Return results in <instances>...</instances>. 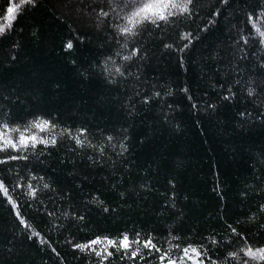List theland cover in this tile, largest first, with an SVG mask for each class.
I'll return each instance as SVG.
<instances>
[{
    "label": "trees",
    "instance_id": "obj_1",
    "mask_svg": "<svg viewBox=\"0 0 264 264\" xmlns=\"http://www.w3.org/2000/svg\"><path fill=\"white\" fill-rule=\"evenodd\" d=\"M132 2L0 0V131L39 117L56 139L0 152L27 157L0 163V264H179L189 245L264 264V0H192L122 34ZM122 233L140 243L75 247Z\"/></svg>",
    "mask_w": 264,
    "mask_h": 264
},
{
    "label": "snow or ice",
    "instance_id": "obj_2",
    "mask_svg": "<svg viewBox=\"0 0 264 264\" xmlns=\"http://www.w3.org/2000/svg\"><path fill=\"white\" fill-rule=\"evenodd\" d=\"M23 3H27L34 6L35 0H22ZM192 0H187L186 3H181L179 0H133L132 2V11L126 17L128 23L132 25V27H121L120 31L122 34H135L133 32V27L136 25H140L143 22L147 21L150 23H156L157 20H166L168 17L175 15L176 13L172 11H168V9H179L181 13L188 10V5L191 4ZM19 7V6H17ZM17 9L14 7H7V14L8 17L11 18L12 14ZM106 15V13H105ZM252 17H249L251 20ZM259 32V29H257ZM4 34V28L0 27V35ZM262 37H264V33H260ZM264 43V39L261 41ZM72 43L69 42L66 47L68 49L72 48ZM167 47V45H166ZM135 54V52L133 53ZM128 59V57H125ZM117 72H120V69H116ZM251 91H249V95H251ZM55 125H52L51 128H54ZM3 131H0V152H6L7 150L11 149L13 152H22L26 151L29 147L36 148L37 145L43 144L47 146L48 144H55L56 139L55 137L48 139L43 138L39 135L41 132L50 131V122L49 120H42L39 117L34 118L32 121H29L28 124L23 128L20 127H12L7 123L2 125ZM33 129L36 131L34 132ZM12 133H16V138H13ZM80 136L84 135L83 130L79 133ZM75 140V143L79 146L84 145V141L79 138V136L72 137ZM18 159H27L26 156H13L8 155L3 159H0V163H6L9 160H18ZM32 179H36V177H32ZM42 179V178H41ZM19 187V184H17ZM44 187H48L47 184ZM0 190L3 191L5 196L8 195V189L5 186L3 181H0ZM29 196L35 195V190L32 189L31 185H29ZM11 202V201H10ZM15 207V205H13ZM261 210H264V205L261 206ZM24 223V221H21ZM235 232V229H233ZM139 237V233L136 234ZM176 237H173L175 239ZM139 239H130L127 233H122L118 239H113L109 237H96L89 241L86 245H79L77 244L75 247L80 248L83 250L85 247H91L93 245H106L103 248V253L106 255H112L111 252L108 251L109 248H115L117 251H124L128 252L133 244H139ZM215 243V241H213ZM143 246L149 251L155 250L156 252H160V249L153 243L151 237L144 241ZM179 247V246H177ZM244 252L245 256H248L249 259L255 258V254L253 253L251 248L247 250L241 249ZM262 255L261 259H264V249L258 250ZM139 253V249L136 251L131 252V258L135 259ZM96 255L100 256L101 252L97 251ZM230 256H235V253H229ZM201 253L199 252L196 246L189 245L182 249V256L179 257V264H184L185 259L190 261V264H204V261L200 259ZM161 264H164V261L167 260V264H178L177 259H171L167 255L160 256ZM215 264V262H213ZM247 264V262H245Z\"/></svg>",
    "mask_w": 264,
    "mask_h": 264
}]
</instances>
